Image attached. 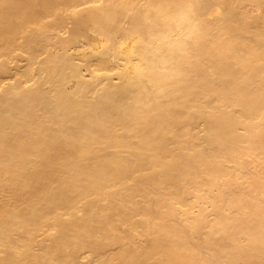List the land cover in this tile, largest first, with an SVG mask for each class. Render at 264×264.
<instances>
[{
	"label": "bare ground",
	"instance_id": "bare-ground-1",
	"mask_svg": "<svg viewBox=\"0 0 264 264\" xmlns=\"http://www.w3.org/2000/svg\"><path fill=\"white\" fill-rule=\"evenodd\" d=\"M0 264H264V0H0Z\"/></svg>",
	"mask_w": 264,
	"mask_h": 264
}]
</instances>
